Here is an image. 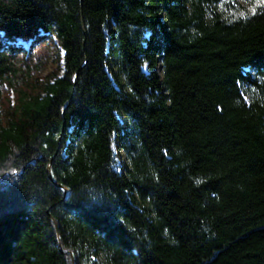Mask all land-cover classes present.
<instances>
[{
  "label": "trees",
  "instance_id": "obj_1",
  "mask_svg": "<svg viewBox=\"0 0 264 264\" xmlns=\"http://www.w3.org/2000/svg\"><path fill=\"white\" fill-rule=\"evenodd\" d=\"M219 1L0 0V264H264V3Z\"/></svg>",
  "mask_w": 264,
  "mask_h": 264
},
{
  "label": "rangeland",
  "instance_id": "obj_2",
  "mask_svg": "<svg viewBox=\"0 0 264 264\" xmlns=\"http://www.w3.org/2000/svg\"><path fill=\"white\" fill-rule=\"evenodd\" d=\"M264 3V0H220L217 3L218 10L222 11L225 16L239 15L250 12L255 5ZM56 65V58L52 52V59L48 62L43 73H48Z\"/></svg>",
  "mask_w": 264,
  "mask_h": 264
},
{
  "label": "water",
  "instance_id": "obj_3",
  "mask_svg": "<svg viewBox=\"0 0 264 264\" xmlns=\"http://www.w3.org/2000/svg\"><path fill=\"white\" fill-rule=\"evenodd\" d=\"M47 173H48V177L51 178L49 168H47ZM67 252H69V251H67Z\"/></svg>",
  "mask_w": 264,
  "mask_h": 264
}]
</instances>
